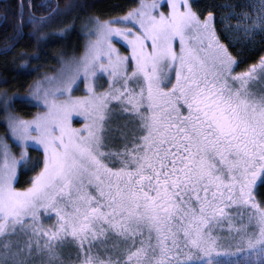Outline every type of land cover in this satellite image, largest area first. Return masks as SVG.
Listing matches in <instances>:
<instances>
[{
    "label": "snow or ice",
    "instance_id": "snow-or-ice-1",
    "mask_svg": "<svg viewBox=\"0 0 264 264\" xmlns=\"http://www.w3.org/2000/svg\"><path fill=\"white\" fill-rule=\"evenodd\" d=\"M163 7L89 17L81 54L0 98V264H264V55L237 71L241 37L264 46V0Z\"/></svg>",
    "mask_w": 264,
    "mask_h": 264
},
{
    "label": "trees",
    "instance_id": "trees-1",
    "mask_svg": "<svg viewBox=\"0 0 264 264\" xmlns=\"http://www.w3.org/2000/svg\"><path fill=\"white\" fill-rule=\"evenodd\" d=\"M58 1L59 7L52 13L49 11L54 7L55 0H8L0 3V14L6 16V23L0 27V98L4 93L19 94L21 97L27 96L44 70H52L59 54L78 51L81 43L84 44V41L86 42L89 38L87 35L90 27L89 17L97 16L100 19H109L120 16L138 3V0ZM229 2L237 3L238 0H199L201 7L228 4ZM70 4H74L76 7L69 9ZM210 9L219 12L221 8ZM32 13L37 17L51 15L52 18L41 32L33 35V26L29 25L21 30L22 37L12 39L15 36L16 24L21 20H26ZM61 22H67L66 29L55 32V36L49 33L50 27ZM10 47L11 51H7ZM263 52L264 46L259 44L257 53L250 51L244 55L245 63L241 64L238 71L244 68L248 62H255L258 54L261 55ZM33 69L35 70L33 71ZM37 109L38 107L28 103L15 102L14 110L23 116L29 117ZM4 133L5 125L0 123V134ZM13 150L15 151V149ZM30 156L33 161L42 160L41 151L31 149ZM32 175L34 172L29 171L20 176L18 186H26ZM257 198H260L259 194H257Z\"/></svg>",
    "mask_w": 264,
    "mask_h": 264
},
{
    "label": "rangeland",
    "instance_id": "rangeland-1",
    "mask_svg": "<svg viewBox=\"0 0 264 264\" xmlns=\"http://www.w3.org/2000/svg\"><path fill=\"white\" fill-rule=\"evenodd\" d=\"M248 2V0H238V2L236 3H231V2H229L228 4H231V5H233L234 7L236 6V5H238V4H241V3H247ZM157 3H160L161 4V10H164V11H166L167 9L166 8H164L163 7V0H157ZM137 6V5H136ZM135 6V7H136ZM210 10H212V9H210ZM235 10L236 11H241L242 9H240V8H235ZM213 11V10H212ZM230 11V9H228V8H221L220 9V11L218 12H215V11H213L214 12V15L217 17V24H218V31H219V29L221 28V27H223V28H225L226 30H231V27L233 26V25H235L236 24V20L233 18V19H225V21H224V24L223 25H220V23H219V20H220V16L221 15H224L225 17L227 16V14H228V12ZM66 25H68L67 24V22H61L60 24H58V25H56V26H54V27H50L49 29V33H51L53 36H55V32H58V31H62V30H64V29H66ZM230 35H231V31H230ZM221 38H222V40H223V42H225V43H228V40L227 39H225L224 38V36L222 35L221 36ZM90 39V37L87 39V41ZM241 39V45H240V50L243 52V56L244 55H246L248 52H250V51H253V52H255V53H257V49H258V47H259V43H256L255 45H253L252 47H250V48H245V47H243V38L241 37L240 38ZM259 40V38H257V41ZM87 41L85 42L84 41V44H83V42L81 43V46H80V48L78 49V51H75V52H69V54H67V53H61V54H59L57 57V61H56V64H53V66H52V70H48V71H45L44 70V72L42 73V76L40 77V79L39 80H37V81H40L41 79H42V77L44 76V74L45 73H47V74H49V75H54V74H56V70L60 67V64H59V60L60 59H69V58H71L73 55H79V54H81L82 52H83V50H84V46H85V44L87 43ZM115 42V41H114ZM116 46H117V48H119L120 49V51H121V53H124L125 51H126V48H125V46L122 44V43H117L116 44ZM251 49H253V50H251ZM250 50V51H249ZM235 54V53H234ZM261 55H264V52L263 53H261ZM259 56H260V54H258V56H257V59L255 60V62H252V63H256L257 61H258V59H259ZM251 62H248L247 63V65L244 67V68H242V69H239L240 71H242V70H245L246 68H247V66L248 65H250V64H252ZM237 71H238V69H237ZM36 81V82H37ZM32 90V89H31ZM31 90H30V92L28 93V95L27 96H29L30 95V93H31ZM84 94V92H83V84H81V86H80V90L79 91H74L73 92V95H76V96H80V95H83ZM17 95H19V94H16V95H14V94H11V95H8V96H10V97H15V96H17ZM20 96V95H19ZM43 109L42 108H40V107H38V109H37V111H35L34 112V114H36L37 112H39V111H42ZM33 114V115H34ZM22 117H24V118H30L31 116H29V117H27V116H23V115H21ZM83 119L82 118H80V117H75L74 119H73V126H75V127H80L82 124H83ZM14 149H15V151L18 153L19 152V149H17V148H15L14 147ZM30 151H31V149H29V155H30Z\"/></svg>",
    "mask_w": 264,
    "mask_h": 264
},
{
    "label": "flooded vegetation",
    "instance_id": "flooded-vegetation-1",
    "mask_svg": "<svg viewBox=\"0 0 264 264\" xmlns=\"http://www.w3.org/2000/svg\"><path fill=\"white\" fill-rule=\"evenodd\" d=\"M5 1H8V0H0V3H2V2H5ZM31 3H32V1H31ZM57 7H59V1L58 0H55V5H54V7H52L51 9H50V13H52L54 10H56V8ZM5 15H2V14H0V27L2 26V25H4V23H6V19H5ZM13 46V45H12ZM11 46V47H12ZM10 47V48H11ZM1 52H3V51H1Z\"/></svg>",
    "mask_w": 264,
    "mask_h": 264
}]
</instances>
